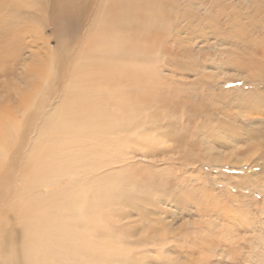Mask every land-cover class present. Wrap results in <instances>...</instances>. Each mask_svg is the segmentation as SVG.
Wrapping results in <instances>:
<instances>
[{
	"label": "rangeland",
	"instance_id": "1",
	"mask_svg": "<svg viewBox=\"0 0 264 264\" xmlns=\"http://www.w3.org/2000/svg\"><path fill=\"white\" fill-rule=\"evenodd\" d=\"M52 1L0 0V56L17 53L8 68L0 67V121H22L20 128L30 129L23 153L62 103L65 71L97 34L98 0H85L67 42H61ZM162 9L160 31L141 38L151 49L142 54L153 72L151 99L139 104V117L98 140V153L91 142L73 145L89 166L74 171L70 193L119 173L127 183L105 208V235L95 236L107 253L88 260L264 264V0H164ZM22 26L19 44H9L12 30ZM61 44L63 72L52 79L46 67ZM40 98L41 105H31ZM28 114L31 127L23 124ZM26 157L8 156L17 159V184ZM0 218L7 238L2 248L19 252L20 218L8 210H0ZM80 259L68 252L58 261Z\"/></svg>",
	"mask_w": 264,
	"mask_h": 264
},
{
	"label": "bare ground",
	"instance_id": "2",
	"mask_svg": "<svg viewBox=\"0 0 264 264\" xmlns=\"http://www.w3.org/2000/svg\"><path fill=\"white\" fill-rule=\"evenodd\" d=\"M96 35L89 39L76 63L67 71L64 99L53 113L43 119L38 135L27 152L28 128L22 121H0V210L13 211L21 220L23 247L19 252L2 248L7 240L0 218V264H61L62 254L71 252L81 257L79 264H90L88 258L103 256L105 246L95 242L96 233L105 235L101 221L111 196H123L127 185L123 179L108 177L96 187L70 193L75 185L74 171L86 169V155L74 144L94 143L120 131L123 123L139 117L138 106L151 96L153 72L147 69L142 54L141 38L160 31L165 18L164 0H98ZM85 0H53L52 15L58 25L61 42L68 41L77 31ZM3 4L0 2V8ZM165 20V19H164ZM25 27H15L9 44L18 45ZM64 44L54 52L45 74L56 78L63 72ZM0 56V67L8 68V58ZM140 62V64H137ZM25 80L26 77H24ZM126 81V82H123ZM101 83L107 88H99ZM126 88L127 91L123 88ZM129 91L128 89H131ZM30 92V91H29ZM47 90H42L43 98ZM168 97V96H167ZM31 103V105H41ZM36 108L35 111H38ZM28 114L23 124H28ZM85 155V157H84ZM24 158L21 178L17 184L14 171L17 159ZM67 181L63 183V180ZM88 192L92 193L88 195ZM108 258V257H106ZM104 258V259H106Z\"/></svg>",
	"mask_w": 264,
	"mask_h": 264
}]
</instances>
